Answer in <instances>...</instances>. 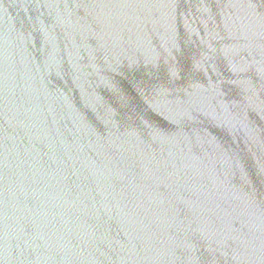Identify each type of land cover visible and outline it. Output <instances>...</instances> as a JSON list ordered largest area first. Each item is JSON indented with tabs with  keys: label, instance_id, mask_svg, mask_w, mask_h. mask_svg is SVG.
<instances>
[{
	"label": "water",
	"instance_id": "95a60500",
	"mask_svg": "<svg viewBox=\"0 0 264 264\" xmlns=\"http://www.w3.org/2000/svg\"><path fill=\"white\" fill-rule=\"evenodd\" d=\"M0 264H264V0H0Z\"/></svg>",
	"mask_w": 264,
	"mask_h": 264
}]
</instances>
